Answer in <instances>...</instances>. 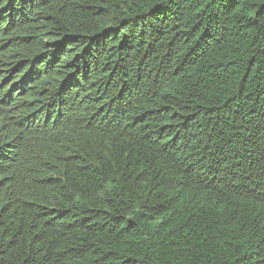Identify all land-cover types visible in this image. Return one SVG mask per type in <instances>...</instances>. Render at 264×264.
I'll list each match as a JSON object with an SVG mask.
<instances>
[{
	"label": "trees",
	"instance_id": "16d2710c",
	"mask_svg": "<svg viewBox=\"0 0 264 264\" xmlns=\"http://www.w3.org/2000/svg\"><path fill=\"white\" fill-rule=\"evenodd\" d=\"M0 264H264V0H0Z\"/></svg>",
	"mask_w": 264,
	"mask_h": 264
}]
</instances>
